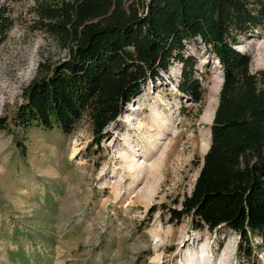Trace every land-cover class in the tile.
I'll use <instances>...</instances> for the list:
<instances>
[{
    "label": "rangeland",
    "instance_id": "obj_1",
    "mask_svg": "<svg viewBox=\"0 0 264 264\" xmlns=\"http://www.w3.org/2000/svg\"><path fill=\"white\" fill-rule=\"evenodd\" d=\"M3 1L12 25L0 44V118L9 121L28 83L67 58L44 13L71 0ZM120 1L141 10L142 0ZM186 47L197 59L198 103L177 90L175 63L144 84L99 144L87 115L68 134L15 130L25 151L13 140L0 176V264H264L257 237L254 256L242 259L233 231L170 222L168 209L181 206L203 164L214 113L203 116L215 111L223 79L199 40ZM237 47L251 71H264V30Z\"/></svg>",
    "mask_w": 264,
    "mask_h": 264
},
{
    "label": "trees",
    "instance_id": "obj_2",
    "mask_svg": "<svg viewBox=\"0 0 264 264\" xmlns=\"http://www.w3.org/2000/svg\"><path fill=\"white\" fill-rule=\"evenodd\" d=\"M44 17L68 56L28 83L0 130L25 151L15 130L68 134L87 115L99 144L144 84L175 63L177 90L198 103L203 88L186 45L199 40L223 79L203 164L181 206L168 209L170 222L189 217L194 230L233 231L237 255L253 257L254 238L264 244V71H251L250 54L235 46L264 30V0H142L140 12L120 0H71ZM11 25L0 0V44Z\"/></svg>",
    "mask_w": 264,
    "mask_h": 264
},
{
    "label": "clouds",
    "instance_id": "obj_3",
    "mask_svg": "<svg viewBox=\"0 0 264 264\" xmlns=\"http://www.w3.org/2000/svg\"><path fill=\"white\" fill-rule=\"evenodd\" d=\"M4 115V112L0 110V117ZM15 136L12 132L4 131L0 132V176L5 174V165L8 164L12 152L16 150V145L13 144ZM11 147L12 151H7Z\"/></svg>",
    "mask_w": 264,
    "mask_h": 264
},
{
    "label": "bare ground",
    "instance_id": "obj_4",
    "mask_svg": "<svg viewBox=\"0 0 264 264\" xmlns=\"http://www.w3.org/2000/svg\"><path fill=\"white\" fill-rule=\"evenodd\" d=\"M235 47H236V49H239V50H240V48L237 47V45H236ZM221 74H222V73H221ZM218 80H219V81H218L217 84L220 85V83L222 82V78L220 77ZM218 87H219V86H216V87H215V88H216V91H217ZM210 104H211V102H210ZM212 109H213V108H212V105L209 106L208 108H206V110H205V112H204V116H203V118H204L205 120H208L211 116H213L212 114H213L215 111H213ZM209 116H210V117H209ZM212 120H213V119H212Z\"/></svg>",
    "mask_w": 264,
    "mask_h": 264
}]
</instances>
